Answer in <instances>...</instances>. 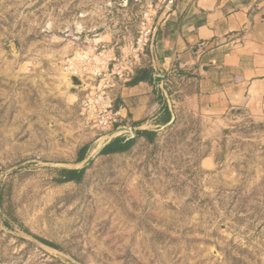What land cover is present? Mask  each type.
<instances>
[{
	"label": "rangeland",
	"instance_id": "obj_1",
	"mask_svg": "<svg viewBox=\"0 0 264 264\" xmlns=\"http://www.w3.org/2000/svg\"><path fill=\"white\" fill-rule=\"evenodd\" d=\"M151 1L0 0V264H264V118L243 108L179 109L54 181L108 132L66 96L64 61L100 35L131 42Z\"/></svg>",
	"mask_w": 264,
	"mask_h": 264
},
{
	"label": "crops",
	"instance_id": "obj_2",
	"mask_svg": "<svg viewBox=\"0 0 264 264\" xmlns=\"http://www.w3.org/2000/svg\"><path fill=\"white\" fill-rule=\"evenodd\" d=\"M151 2L158 6L156 29L141 66L148 65L156 79L130 78L111 89L118 125L157 131L169 122L172 113L156 85L159 80L175 116L186 108L219 122L231 109L243 108L264 118V0ZM94 40L119 52L105 34ZM66 96L79 110L82 88ZM166 109L170 118L163 123ZM211 163L209 157L201 161Z\"/></svg>",
	"mask_w": 264,
	"mask_h": 264
},
{
	"label": "built area",
	"instance_id": "obj_3",
	"mask_svg": "<svg viewBox=\"0 0 264 264\" xmlns=\"http://www.w3.org/2000/svg\"><path fill=\"white\" fill-rule=\"evenodd\" d=\"M157 8L153 2L146 5L140 13L135 37L121 46L118 53L92 42L64 61L66 74L81 81L79 115L86 127L107 132L119 123L120 114L113 108L111 89L118 81L129 80L140 66L156 29Z\"/></svg>",
	"mask_w": 264,
	"mask_h": 264
},
{
	"label": "trees",
	"instance_id": "obj_4",
	"mask_svg": "<svg viewBox=\"0 0 264 264\" xmlns=\"http://www.w3.org/2000/svg\"><path fill=\"white\" fill-rule=\"evenodd\" d=\"M156 79L154 76L151 75V69L148 65H143L137 67L135 69V72L133 76L131 77V82L139 81V80H144V79ZM166 117L163 119V123L167 122L170 118V113L168 109H166ZM118 124L114 125L113 128H115ZM156 131L154 130H144L138 133L135 137L124 140V138L120 137L109 144H107L102 150L101 154H113V153H123L126 152L131 148V146L134 144L136 138L138 137H145L147 141H152L153 138L156 135ZM87 148V145H84L80 151H79V156H78V161H81L84 158L85 150ZM84 168L77 170V169H68V168H61L58 170V175L54 178V181L56 183H63V182H69V181H74V182H79L82 179L83 173H84ZM45 244L53 247V248H58L57 245L50 243L45 240H41Z\"/></svg>",
	"mask_w": 264,
	"mask_h": 264
},
{
	"label": "water",
	"instance_id": "obj_5",
	"mask_svg": "<svg viewBox=\"0 0 264 264\" xmlns=\"http://www.w3.org/2000/svg\"><path fill=\"white\" fill-rule=\"evenodd\" d=\"M67 78L69 79V84L75 87H79L81 85V81L73 76H67ZM157 87L160 89V91L162 92L168 109L171 111V118L169 120L168 123H166L163 127L168 126L169 124H171L174 121V115L172 112V108H171V101L169 99L168 93L164 88L163 82L162 80H159L157 82ZM162 128V127H161ZM146 128L144 126H136V127H132V126H127L125 124H119L117 125L114 129L108 131L107 133H104L103 135H101L98 140H97V144L96 147L93 148L92 152L89 153V155H87V157H85L84 159H82L81 161L78 162V166L70 168V169H83L85 167L86 164H88V162L91 159V154L93 152L95 153H99L101 152V150L110 142H112L113 140L117 139V138H124V140H128L131 139L133 137H135L136 135H138L139 132L145 130Z\"/></svg>",
	"mask_w": 264,
	"mask_h": 264
},
{
	"label": "bare ground",
	"instance_id": "obj_6",
	"mask_svg": "<svg viewBox=\"0 0 264 264\" xmlns=\"http://www.w3.org/2000/svg\"><path fill=\"white\" fill-rule=\"evenodd\" d=\"M69 80V79H68Z\"/></svg>",
	"mask_w": 264,
	"mask_h": 264
}]
</instances>
